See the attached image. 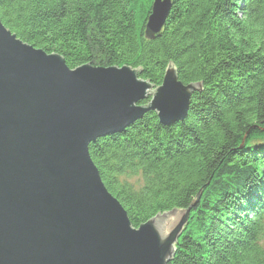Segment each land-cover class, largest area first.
Segmentation results:
<instances>
[{
    "label": "trees",
    "instance_id": "obj_1",
    "mask_svg": "<svg viewBox=\"0 0 264 264\" xmlns=\"http://www.w3.org/2000/svg\"><path fill=\"white\" fill-rule=\"evenodd\" d=\"M153 2L0 0V19L71 69L131 66L159 86L172 63L201 82L185 121L148 113L91 158L134 227L199 196L169 264H264V0H171L149 38Z\"/></svg>",
    "mask_w": 264,
    "mask_h": 264
},
{
    "label": "water",
    "instance_id": "obj_2",
    "mask_svg": "<svg viewBox=\"0 0 264 264\" xmlns=\"http://www.w3.org/2000/svg\"><path fill=\"white\" fill-rule=\"evenodd\" d=\"M155 0L146 36L165 26ZM131 66L85 64L34 48L0 19V264H169L198 202L134 227L108 191L89 146L146 113L184 120L202 83L172 63L162 84ZM150 100L146 105L142 102Z\"/></svg>",
    "mask_w": 264,
    "mask_h": 264
},
{
    "label": "rangeland",
    "instance_id": "obj_3",
    "mask_svg": "<svg viewBox=\"0 0 264 264\" xmlns=\"http://www.w3.org/2000/svg\"><path fill=\"white\" fill-rule=\"evenodd\" d=\"M154 1H155V0H154ZM153 3H154V2H153ZM152 5H153V4H152ZM151 9H152V8H151ZM150 14H151V13H150ZM149 16H150V15H149ZM149 16H148V18H149ZM148 18H147V20H146L145 33H146V26H147V23H148ZM3 24H4V23H3ZM65 62H66V61H65ZM66 65H67V64H66ZM99 67H100V66H99ZM70 69H71V68H70ZM151 84H152V83H151ZM202 91H203V89H202L200 92H196V93L199 94V93H201ZM196 93H194L193 96H194ZM193 96H192V98H193ZM149 101H150V100H146V101L142 102V104L146 105ZM191 101H192V99H191ZM190 105H191V104H190ZM189 109H190V107H189ZM189 109H188L187 114H186L187 116H188ZM149 113H155V112H149ZM146 114H148V113H146ZM146 114H145V115H146ZM155 114H156V113H155ZM145 115H144V116H145ZM156 115H157V114H156ZM144 116H143V117H144ZM187 116L185 117V119L187 118ZM143 117H142V118H143ZM157 117H158V116H157ZM158 119H159V117H158ZM185 119H184V120H180V121H176V122H173V123L183 122V121H185ZM138 120H139V119H138ZM159 121H160V119H159ZM135 122H136V121H135ZM135 122H134V123H135ZM134 123H133V124H134ZM160 123H161V121H160ZM173 123H171V124H173ZM171 124H169V125H171ZM131 125H132V124H131ZM94 143H95V142H94ZM257 143H258V142H257ZM255 144H256V143H255ZM89 147H90V146H89ZM89 152H90V150H89ZM90 156H91V155H90ZM96 167H97V166H96ZM100 176H101V175H100ZM131 182L134 183V184H136V185H139V184H140V181H139V179H137V178L132 179Z\"/></svg>",
    "mask_w": 264,
    "mask_h": 264
},
{
    "label": "bare ground",
    "instance_id": "obj_4",
    "mask_svg": "<svg viewBox=\"0 0 264 264\" xmlns=\"http://www.w3.org/2000/svg\"><path fill=\"white\" fill-rule=\"evenodd\" d=\"M45 52H46V51H45ZM47 53H48V52H47ZM48 54H52V53H48ZM60 56H61V55H60ZM91 65H92V64H91ZM100 67H102V66H100ZM114 67H117V66H114ZM105 68H108V67H105ZM102 181H103V180H102ZM103 183H104V182H103ZM104 185H105V184H104ZM106 188H107V187H106ZM116 199H117V198H116ZM167 212H168V211H167ZM148 221H149V220H148ZM145 223H146V222H145ZM143 224H144V223H143ZM186 228H187V226H186ZM186 228H185V230H186ZM185 230H184V232H185ZM184 232H183V233H184ZM181 237H182V236H181ZM176 252H177V247H176ZM175 256H176V254H175ZM174 258H175V257H174ZM173 260H174V259H173ZM173 260H172V261H173ZM172 261H171V262H172ZM171 262H170V263H171Z\"/></svg>",
    "mask_w": 264,
    "mask_h": 264
}]
</instances>
